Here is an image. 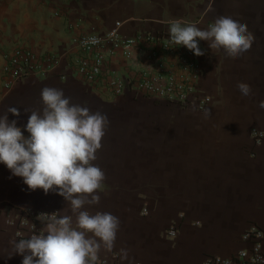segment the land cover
Listing matches in <instances>:
<instances>
[{
  "label": "crops",
  "instance_id": "crops-1",
  "mask_svg": "<svg viewBox=\"0 0 264 264\" xmlns=\"http://www.w3.org/2000/svg\"><path fill=\"white\" fill-rule=\"evenodd\" d=\"M220 13L240 17L254 41L238 57L200 41L198 88L211 97L205 110L133 90L116 94L102 78L90 86L74 74L71 40L79 35L115 29L133 36L176 19L206 28ZM17 46L56 53L62 64L5 88L2 53ZM144 64L127 63L118 52L109 67L129 80ZM240 81L251 85L250 95L241 94ZM45 86L108 117L93 162L105 172L100 201L85 205L93 214L119 217L113 248L99 252L106 264H202L209 255L232 257L248 247L242 235L249 225L264 232V0H0V115L18 108V116L8 115L23 129L30 111L42 108ZM253 128L263 132L259 144ZM27 207L74 216L62 195L30 190L0 163V264H21L4 218ZM173 222L177 231L170 237Z\"/></svg>",
  "mask_w": 264,
  "mask_h": 264
},
{
  "label": "clouds",
  "instance_id": "clouds-1",
  "mask_svg": "<svg viewBox=\"0 0 264 264\" xmlns=\"http://www.w3.org/2000/svg\"><path fill=\"white\" fill-rule=\"evenodd\" d=\"M168 32L174 45L186 46L195 55L203 54L201 40L237 57L254 41L246 22L232 13L217 14L206 28L176 19L170 22ZM98 42L95 36L84 41ZM237 87L243 96L252 92L247 82L240 81ZM40 95L42 108L30 111L23 129L8 115L18 116V108L0 115V163L11 175L22 177L30 190L41 188L46 194L62 195L74 216L42 217L43 233L15 240L12 255L20 254L21 264H97L101 248H113L120 226L116 215L93 214L85 207L100 201L97 190L105 172L93 162L102 147L108 117L72 103L63 89L45 86ZM260 107L264 108V101Z\"/></svg>",
  "mask_w": 264,
  "mask_h": 264
},
{
  "label": "built area",
  "instance_id": "built-area-1",
  "mask_svg": "<svg viewBox=\"0 0 264 264\" xmlns=\"http://www.w3.org/2000/svg\"><path fill=\"white\" fill-rule=\"evenodd\" d=\"M168 28L133 36L120 34L115 29L79 35L71 40V45L75 47L72 60L74 74L90 86L102 78L116 94L133 90L169 103L181 106L189 104L205 110L211 97L198 88L202 74V55H195L186 46L174 45L169 39ZM92 36L97 37L99 42L85 44L84 41ZM118 52L127 63L144 60V65L133 69V76L129 80L116 76L109 67L110 60ZM2 58V81L5 88H11L27 77H45L62 64L58 54L37 53L27 46L4 51ZM69 65H64V68ZM63 77L65 75L61 74ZM251 134L254 142L259 144L263 132L253 128ZM57 215L65 214L57 208L27 207L20 212L7 214L4 224L13 231L16 239L28 238L32 234L43 233L42 217ZM176 229V223H171L166 230L168 236L174 237ZM242 238L248 242V247L237 250L232 257L209 255L203 259L202 264H264V232L251 224ZM106 263L107 259L99 256L97 264Z\"/></svg>",
  "mask_w": 264,
  "mask_h": 264
}]
</instances>
